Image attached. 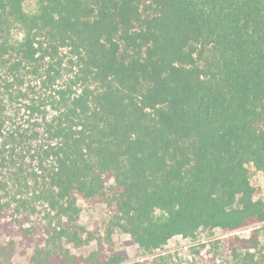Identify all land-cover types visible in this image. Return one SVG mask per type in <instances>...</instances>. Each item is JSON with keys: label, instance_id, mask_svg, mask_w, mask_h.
<instances>
[{"label": "trees", "instance_id": "16d2710c", "mask_svg": "<svg viewBox=\"0 0 264 264\" xmlns=\"http://www.w3.org/2000/svg\"><path fill=\"white\" fill-rule=\"evenodd\" d=\"M26 1L0 0V259L19 239L31 264H121L69 251L82 200L108 240L218 229L264 264V0Z\"/></svg>", "mask_w": 264, "mask_h": 264}, {"label": "rangeland", "instance_id": "374dc122", "mask_svg": "<svg viewBox=\"0 0 264 264\" xmlns=\"http://www.w3.org/2000/svg\"><path fill=\"white\" fill-rule=\"evenodd\" d=\"M34 6V0H28L23 5L26 12H31ZM248 168L250 181L258 189V197L264 200V172H256L250 166ZM77 205L80 209L79 224L93 235L81 246L68 245L74 255L87 256L101 246L107 255L121 257V264H237L225 241L226 236L218 229L201 230L193 239L177 236L161 249L145 253L119 230H114L109 240L106 238L108 211L104 204L87 205L78 200ZM238 234L246 236L248 233L246 230ZM260 241L264 244L263 230ZM16 242L9 260L4 262L0 259V264H31V247L21 244L19 239Z\"/></svg>", "mask_w": 264, "mask_h": 264}]
</instances>
